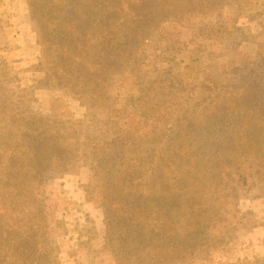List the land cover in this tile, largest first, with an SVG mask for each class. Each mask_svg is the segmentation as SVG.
I'll return each mask as SVG.
<instances>
[{
  "label": "trees",
  "instance_id": "obj_1",
  "mask_svg": "<svg viewBox=\"0 0 264 264\" xmlns=\"http://www.w3.org/2000/svg\"><path fill=\"white\" fill-rule=\"evenodd\" d=\"M27 1L38 25L42 46L37 69L46 72L54 88L64 89L85 104L86 118L93 114L88 118L89 123L104 130V136L83 152L92 167H97L96 177L110 174L113 178L114 190L119 195L109 205L120 208L113 213L117 219L138 224L148 220L149 225V219H156V214L150 218L152 214L144 207L142 190L131 181H125L123 162L129 161L144 145L158 143L157 139L164 135L158 123L166 120L176 105L184 104L190 92L200 86L209 88L216 81L218 72L207 70L210 62L215 63L223 55H218L216 49L236 48L248 37L236 22L224 25V6L234 4L238 16L246 15L261 22L264 5L261 3L252 9L259 0H170L173 10L163 8V15L157 7L161 0H133V3L129 0ZM172 11L191 14L166 18L171 17ZM162 18L186 24L188 31H163ZM192 19L196 22H190ZM160 56L174 59L178 65L190 59L187 67L196 69L194 76H198L200 66L205 68L201 74L203 79L191 81L188 88L182 84L183 71L178 73L173 67L156 65ZM116 74L130 80L136 90L116 89L113 80ZM16 77L10 73L6 61L0 59V264H60L59 245L49 231L45 198L39 187L44 180L61 175L72 165L73 159L79 158L77 152L65 151V143L76 151L79 148L76 139L90 140L91 136L83 133L86 119L77 120V135L75 132L70 135L63 119L34 112L29 104L30 96ZM160 86L167 90L162 103L153 96ZM178 91L181 93L177 94ZM106 149L109 154L103 156ZM194 153L197 157H185L187 162L178 175L185 188L179 189L181 194L175 197L182 208L180 212L184 213L179 216L182 221L177 222L179 229L187 228L185 231L203 226L204 216L218 222H208L207 231L198 240L199 245L209 243L211 247L219 242L217 232L224 229V224L219 223L223 220L222 210L228 203L237 209L238 197L234 193L227 199L222 183L226 186L230 181L237 183L238 163L232 161L224 167L225 152L218 146L210 159L214 172L210 177L207 164L199 160V150ZM101 166L104 170L98 169ZM165 180L167 178H161L160 182L156 179L151 183V205L158 200L161 204L159 193L162 191L174 195L175 185L165 184ZM90 238L82 240L88 249ZM127 261L121 258L117 264Z\"/></svg>",
  "mask_w": 264,
  "mask_h": 264
},
{
  "label": "rangeland",
  "instance_id": "obj_2",
  "mask_svg": "<svg viewBox=\"0 0 264 264\" xmlns=\"http://www.w3.org/2000/svg\"><path fill=\"white\" fill-rule=\"evenodd\" d=\"M169 1L161 0L157 4L160 14H165L163 8L173 10ZM261 3L264 5V0H259L252 9ZM174 12L166 18L191 14ZM166 18L160 21L163 31H188L186 24ZM222 22L224 25L236 22L248 37L236 48L216 49L218 55H223L215 63L209 61L207 68L218 72L216 81L209 88L200 86L190 92L184 104L176 103L178 105L169 112L167 119L158 123V128L164 132L157 139L158 143L144 145L122 164L125 181H131L142 190L144 207L152 214L150 218L156 214V219H149L148 225V220L142 224L130 223L117 219L113 213L120 210L117 205H109L119 195L114 190L113 178L110 174L96 177L97 167H92L83 152L104 136V130L89 123L88 118L93 114L86 118L85 104L64 89L54 88L46 72L37 69L42 46L28 1L0 0V59L6 61L10 73L16 74L24 92L30 96L33 111L63 119L70 135L74 132L77 135L76 121L86 119L83 133L91 136L90 140L76 137L79 144L76 151L65 143V151L77 152L79 158L73 159L72 165L61 175L44 180L39 187L45 198L49 231L59 245L60 264H117L121 258L128 260L126 264H236L243 261L264 264V19L260 22L246 15L238 16L236 6L228 3L223 8ZM189 63L190 59L186 58L178 65L176 60L160 56L156 65L173 67L178 73L183 71L182 84L190 88L191 81L203 79L201 74L205 68L200 66L198 76H194L196 69L188 68ZM113 80L114 87L121 92L137 88L122 74H116ZM166 92L165 86L156 88L154 100L162 103ZM71 125L73 128L69 127ZM84 142L89 144L84 145ZM218 146L222 147V153L225 152L224 167L232 161L238 163L237 183L230 181L227 186L222 183L227 199L234 193L238 197L237 209L228 203L222 210L223 220L219 223L224 224V229L217 232L219 242L212 241L213 245L208 247L209 243L199 245L198 240L207 231L208 222H218L209 216L206 220L204 216L203 226L187 231L184 230L187 228L179 229L177 220L182 221L179 216L184 213L180 212L182 208L175 197L181 194L179 189L185 188L178 176L187 162L185 157H197L194 151L198 149L199 160L207 164V174L212 177L210 159ZM108 154L106 149L103 156ZM98 169L104 170L103 166ZM161 178H167L165 184L175 185V193L172 196L162 191L159 193L161 204L158 200L151 205V183L156 179L160 182ZM64 229L67 232L63 233ZM88 237H91L89 249L82 241Z\"/></svg>",
  "mask_w": 264,
  "mask_h": 264
}]
</instances>
